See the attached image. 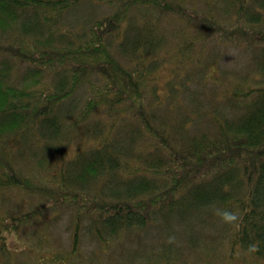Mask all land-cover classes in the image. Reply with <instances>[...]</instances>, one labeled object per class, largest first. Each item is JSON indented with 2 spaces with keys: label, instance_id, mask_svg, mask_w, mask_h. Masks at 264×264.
<instances>
[{
  "label": "trees",
  "instance_id": "obj_1",
  "mask_svg": "<svg viewBox=\"0 0 264 264\" xmlns=\"http://www.w3.org/2000/svg\"><path fill=\"white\" fill-rule=\"evenodd\" d=\"M90 3L109 11L71 15ZM230 47L252 64L214 74ZM123 232L148 264L185 237L264 264V0H0V264H84Z\"/></svg>",
  "mask_w": 264,
  "mask_h": 264
},
{
  "label": "rangeland",
  "instance_id": "obj_2",
  "mask_svg": "<svg viewBox=\"0 0 264 264\" xmlns=\"http://www.w3.org/2000/svg\"><path fill=\"white\" fill-rule=\"evenodd\" d=\"M108 11V7L104 4L90 3L83 5V7H78L71 13V15L74 16V18L80 17L84 19L92 16V13H94L95 15H99ZM220 56H222L220 65H215L212 67V69H214V74H219L221 76H223V72L226 73V75H228L229 77H232V75H239L240 71L247 68L248 65L252 64L251 58L247 54L232 47L221 48ZM206 57L209 60L211 59V55L208 53H206ZM190 64L193 65L192 63ZM247 71L248 69H246V72ZM213 85L215 84L208 82L206 86L208 88H212ZM190 87L195 88V84H192ZM82 95L83 92L78 94L74 98V101H81ZM184 97L187 101L190 100V90H186ZM76 143H78V140H76ZM68 220L69 213L66 212L62 217L59 218L56 223L50 225V232L52 234L51 248L52 246L54 249H56L57 247H61L63 249L68 248L70 241V232H68L66 229V222H68ZM215 239L216 236L213 230L212 232H207L203 227L197 228V235L195 238L196 241L199 242L200 240L201 242L203 240H212L214 243H216ZM86 240L87 241L79 251V255L74 257V260H85L84 264H148V259L146 257L148 254H154L162 251L157 246H146L143 244H139L140 242L149 243L146 238L137 241L136 239H133V235L131 238H129L127 234L123 232L121 237L114 240V244L112 246L107 247L106 245H104L103 252H98L97 255L92 256L90 249H92L93 246H90L91 243L88 239ZM185 240L187 249L181 250L179 252L177 262L179 264H182L184 262H187L188 264L204 263L205 260L200 259L199 256L200 249L192 248L194 243L192 239H190L189 237H185ZM29 242L30 244L33 243V241ZM9 243L12 247H22L24 245L21 239L19 241L15 236L12 235H9ZM25 258H30V253H28L26 257L24 256V259ZM249 258L247 261H242L239 264H247V262H249Z\"/></svg>",
  "mask_w": 264,
  "mask_h": 264
},
{
  "label": "clouds",
  "instance_id": "obj_3",
  "mask_svg": "<svg viewBox=\"0 0 264 264\" xmlns=\"http://www.w3.org/2000/svg\"><path fill=\"white\" fill-rule=\"evenodd\" d=\"M223 216L226 220H232V219H235V216L231 213H228V212H224L223 213Z\"/></svg>",
  "mask_w": 264,
  "mask_h": 264
}]
</instances>
